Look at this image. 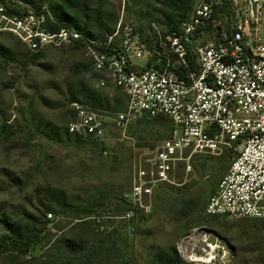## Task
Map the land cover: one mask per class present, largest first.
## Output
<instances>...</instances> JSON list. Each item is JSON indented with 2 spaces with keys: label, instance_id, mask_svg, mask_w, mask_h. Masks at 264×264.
Listing matches in <instances>:
<instances>
[{
  "label": "rangeland",
  "instance_id": "374dc122",
  "mask_svg": "<svg viewBox=\"0 0 264 264\" xmlns=\"http://www.w3.org/2000/svg\"><path fill=\"white\" fill-rule=\"evenodd\" d=\"M50 2L98 39L118 22L142 28L152 22H135L127 8L162 5L159 0ZM261 35L264 43V27ZM0 47L5 50L0 56V239L18 232L38 240L26 255L8 248L0 264H52L45 261L57 241L63 251L55 264H158L155 255L173 248L180 264H264V219L205 213L231 151L185 153L173 183L153 188L150 211L126 219L121 197L134 166L172 136L171 122L139 116L124 128L107 127L110 137L103 143L70 136L71 102L112 116L125 106L121 92L99 86L104 76L92 70L76 45L46 48L36 60L10 35L0 36ZM57 201L63 210L52 214L47 209ZM86 206L88 212H76Z\"/></svg>",
  "mask_w": 264,
  "mask_h": 264
},
{
  "label": "built area",
  "instance_id": "2783aa9c",
  "mask_svg": "<svg viewBox=\"0 0 264 264\" xmlns=\"http://www.w3.org/2000/svg\"><path fill=\"white\" fill-rule=\"evenodd\" d=\"M48 7L0 0V36L10 35L30 55L73 44L118 89L123 110L71 102L70 136L106 142L107 127L124 128L139 116L165 118L172 136L145 156L121 197L125 218L148 213L155 186L173 183L185 153L232 152L229 166L208 198L205 213L264 219V0H198L177 28L118 22L103 39L75 29L50 31ZM47 220L52 214H46Z\"/></svg>",
  "mask_w": 264,
  "mask_h": 264
},
{
  "label": "trees",
  "instance_id": "16d2710c",
  "mask_svg": "<svg viewBox=\"0 0 264 264\" xmlns=\"http://www.w3.org/2000/svg\"><path fill=\"white\" fill-rule=\"evenodd\" d=\"M21 1L26 4L31 5L36 10H38L39 5H41V4H37L36 0H21ZM48 1H49V4H46V6L49 9L52 20L47 21L46 27L50 31H55L60 28L75 29L91 37H95L90 32H88L83 25H79V23L74 17H71L70 15L65 13L63 8L59 4L51 3L50 0ZM168 29H175V28H168ZM3 53H5V50L2 47H0L1 57H4ZM39 55L40 53L35 54V55H30L29 59L36 60L38 59ZM85 97L86 99H88L87 101L89 103L94 102V99L90 95H86ZM162 119H165V118H162ZM47 210L51 211L52 214H60L63 209H62L61 203L57 201V202H54V204L51 207H49V209ZM88 211H89L88 206L76 210V212H79V213L88 212ZM37 242L38 240H36L35 238L34 239L24 238L18 232H13L10 236L3 237L0 239V254H3L6 250H8V248H12V249L19 250L23 252V254L26 255L28 252H30V249L33 248L37 244ZM67 247L71 248L72 250L74 249V247H72L71 244L64 245V248H67ZM49 251L52 254V258L51 259L49 258V260L45 262L46 263L52 262V264H55L57 262L61 263L62 261L61 253L63 251V248L58 245V241L52 243V245L49 247ZM155 259L158 264H180V258L174 248L169 253L168 252L157 253L155 255Z\"/></svg>",
  "mask_w": 264,
  "mask_h": 264
},
{
  "label": "crops",
  "instance_id": "0c3cea01",
  "mask_svg": "<svg viewBox=\"0 0 264 264\" xmlns=\"http://www.w3.org/2000/svg\"><path fill=\"white\" fill-rule=\"evenodd\" d=\"M161 7L154 8L148 3L145 7L127 8L126 12L130 19L135 22L148 21L156 22L165 28H176L181 20L187 18L198 0H159ZM142 8V9H141Z\"/></svg>",
  "mask_w": 264,
  "mask_h": 264
}]
</instances>
